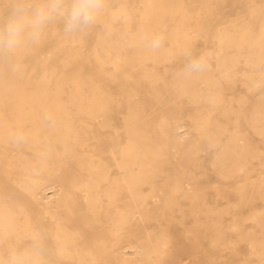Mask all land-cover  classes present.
<instances>
[{"label":"bare ground","instance_id":"bare-ground-1","mask_svg":"<svg viewBox=\"0 0 264 264\" xmlns=\"http://www.w3.org/2000/svg\"><path fill=\"white\" fill-rule=\"evenodd\" d=\"M185 1L173 0L171 10L165 7L161 0H141L143 10L140 14L142 22L139 32L118 43L108 40L109 36L103 31L93 40L94 48L81 58L75 57L76 54L72 51L64 53V48L69 49L74 42L80 46H87L92 42V36L80 33L67 38L57 29V25H54L48 30L46 38L40 45L19 54V72L10 74L0 66V264H8L7 257L11 249L28 246L30 236L35 234L33 224L39 223L32 214V210L38 206L55 220L51 237L44 235L47 239V252L40 264H54L47 255L53 245L56 251L68 260L85 261V255L91 257L92 252L89 249L80 247L76 235L78 231L66 222H59L60 215L52 208L54 203L67 205V200L63 198L66 187L82 190L85 210L93 213L100 228H105L107 234L111 235L115 227L123 228L136 212L129 207L125 208L126 206L116 211L111 209L115 194L124 193V197L129 196L132 205L134 201L132 196L138 195L139 187L144 181L142 178L146 175H156L162 170L163 161L168 159L167 144H170L178 154L184 151V146L176 141L177 134L171 135L172 125H169L162 115L164 99L172 93L167 85H174L176 94L188 96L187 98L192 101L209 102L214 106L222 103L218 90L219 80L211 68L188 77L178 76L177 71L171 78L169 77L170 81L166 80L165 74L159 75L156 69L144 65L147 61L156 63L169 61L189 50L190 34L183 30L181 23H178L173 32L168 33L167 38L171 40L169 47L162 46L158 50H152L147 47L146 42L141 41V37H144L145 41H150L156 36L152 32L154 25L150 22L151 18L180 14L181 22H184L187 18L186 12H193V9L190 11L191 9L187 10L184 7L187 3ZM105 3L106 12L98 20L101 22L106 15L114 16L121 12V7L115 10L108 1ZM256 10H260L264 17V7H256ZM198 13L199 11H194V14ZM2 17L3 15L0 19ZM259 24L254 34L251 33L253 32L251 27H244L243 30L231 34L228 32L230 27L224 25L218 27L217 32L212 34L217 39V44L215 42L214 44L218 45L214 52L217 55L218 76L230 81L236 76V70L229 65L236 62V59L226 57L224 47L227 45H236L238 53L245 56V62L248 64L264 61V18ZM234 27L238 28V25L234 24ZM59 37H63L64 42L61 41L57 45L56 39ZM54 47L56 49L50 50V54L44 52L46 48ZM180 62L185 63V59L181 57ZM108 63L116 66L111 72L106 68ZM247 78L254 84H259L264 80V72L255 70L250 72ZM116 79L119 88L112 91L111 82ZM195 79L199 81L195 83ZM197 84L202 86L196 90ZM140 95L142 98H137ZM147 95L150 98H147ZM153 97L156 99V108L149 113L146 107L151 105ZM252 110V117L256 122L260 121L259 125L264 129V99L257 101ZM114 111L123 114L124 130L121 134L112 122ZM231 111L228 107L223 114L229 117ZM45 112L53 115L54 127L50 128L43 122ZM156 117L163 119L161 122L155 121ZM209 124V118L204 115L195 122L205 140L221 142L222 151L219 157L229 160V165L220 167L221 171L225 173L245 171L248 169L246 164L249 161L246 163L239 161L259 157L251 149L245 148L244 151L240 135L230 134L223 137L222 132L218 134L211 130ZM253 124L256 125L255 122ZM106 127H111L114 135L109 136L105 131ZM163 127L168 129L163 130ZM157 128L161 130L158 131ZM17 130L24 131L30 138L29 143L21 148L14 147L10 142L11 134ZM261 134L264 133L261 131ZM104 135H108L106 146L103 145ZM161 137L170 139V143L163 141ZM43 138H47L48 150L45 158L39 160L37 157ZM106 153L111 154L112 164L106 161ZM112 166L117 167V172H113ZM47 182L52 183L45 186ZM171 188L174 190L181 187L178 185L174 188L171 185ZM48 192L51 194L48 195ZM100 192H103L106 199L102 198ZM24 196L29 197L28 203L23 202ZM165 242L164 236H157L148 230L139 241H129L112 247L111 251L117 255H109L108 258L111 261L126 262L128 257L135 253L157 251ZM260 253L262 259L264 249Z\"/></svg>","mask_w":264,"mask_h":264},{"label":"rangeland","instance_id":"rangeland-1","mask_svg":"<svg viewBox=\"0 0 264 264\" xmlns=\"http://www.w3.org/2000/svg\"><path fill=\"white\" fill-rule=\"evenodd\" d=\"M105 1H108L115 10L121 7V12L114 16L106 15L103 22L98 21L94 27L82 32L92 36V42L87 46H80L74 42L69 49L64 48V53L72 51L77 58L85 56L89 50L94 48L93 40L103 31L109 36L108 40L118 43L128 40L129 36L139 32L142 22L140 14L143 10L141 0ZM172 1L161 0L164 6L171 10L173 9ZM186 1L184 7L187 10L191 9L190 11L193 9V12H186L187 18L184 22H181L180 14L151 18L150 22H153L154 25L152 32L156 36H163V46L169 47L171 40L167 38V35L181 23L183 30L190 34L191 38L189 39V50L186 53H203L206 55V61L211 63L208 68L216 73L215 77L219 80L218 90L223 100L221 105L214 106L209 102L189 100L188 96L176 94L175 86L168 84L167 87L172 93H169L170 95L165 99L163 98L164 112L162 115L164 120L172 125L171 135L177 134L176 141L182 147L184 146V151L178 154L170 144H167L166 148L169 154L167 153L168 159L163 161L162 170H159L156 175H146L142 178L144 181L139 187L138 195L132 196L134 199L132 205L129 196L124 197V193L115 194V201L111 204V209L116 211L126 206L125 208L129 207L136 212L131 215L123 228L115 227L111 235L107 234L105 228H100L93 213L85 210L82 190L67 186L63 195V198L67 200V205L54 203L52 208L54 211H58L59 222H66L72 226L71 228L78 231L76 235L80 247L85 250L89 249L92 254L91 257L85 255V261L68 260L63 258L53 245L49 248L47 255L51 257L54 264H264V257L260 259V252L264 249V243H262L264 242V202H262L264 201V163H262L264 162L262 161L264 160V134H261V131L264 133V129L260 127V121L256 122L252 117L253 105L264 99L262 97L264 96V80L259 84H254L247 78V75L255 70L264 72V61L248 64L245 62V56L238 53L236 45H227L224 47L226 57L236 59L233 64L229 63L236 70L234 79L236 81L218 76L216 72L217 55L214 53L218 49V45H216L217 39L212 36L217 32L216 29L223 25L230 27L228 32L231 34L243 30L244 27H251L252 34L257 32L259 23L264 17L260 10H256V7H264V2H262L264 0ZM5 9L6 0H0V17L4 14ZM171 10L169 13L172 12ZM196 10L199 11L198 14H194ZM234 24L238 25V28H235ZM57 29L62 31L59 25H57ZM56 40L57 45L61 41L64 42L63 37ZM125 47L129 48V46ZM54 49L56 48H46L44 52L50 54V50ZM186 53L171 58L169 61L157 63L147 61L144 65L156 69L155 71L159 75L165 74L166 80L171 81L173 73L182 68L184 63L181 64L180 58L185 59ZM115 67L112 63L106 64V68L110 72ZM198 81L195 79L194 82ZM111 83L113 86L111 90L117 91L119 88L117 79ZM200 86L202 84H197L196 90ZM137 98L140 99L142 96ZM147 98L150 96L147 95ZM244 102L246 104H243ZM155 103L156 99L153 97L152 103L146 107V111L152 113L156 108ZM228 107L232 111L229 117H226L223 113ZM183 109L187 112L185 113ZM122 115V112L114 111V121L112 120L120 134L124 130ZM202 115L209 118L211 130L218 134L222 132L223 137L230 134L240 135L244 151L245 148L251 149L252 152L259 155L257 158L249 157L239 161L245 163L249 161L246 164L247 170L234 173H225L220 170V167L229 165V160L219 157L222 151L221 142H211L200 135V130L196 127L195 122ZM163 118L156 117L155 121L161 122ZM167 129L163 127V130ZM157 130L161 129L157 128ZM105 131L109 136L114 135L111 127H106ZM186 131L188 132L186 133ZM108 135L103 136L104 146L108 142ZM166 139V137L162 138L163 141L170 143V139H167L168 141ZM105 158L108 163L112 164L110 153H106ZM112 170L114 173L117 172V167L112 166ZM51 183L47 182L45 186ZM171 185L174 188L180 185L181 188L173 190ZM47 190L49 191V189ZM47 194L50 195L51 192ZM100 194L103 199H106L103 192ZM60 196H62L61 193ZM24 197L23 202L28 203L29 197ZM126 201L127 204H130H128L129 206ZM34 209L32 214L35 219L39 220V223L36 225L32 223L33 231L35 233L39 231L43 235L51 237L54 232L55 220L40 206ZM148 230L153 231L157 236H164L166 238L165 246L162 245L157 251L151 253H135L129 256L126 262L111 261L108 258L109 255H117L111 251L112 247H118L129 241H139Z\"/></svg>","mask_w":264,"mask_h":264},{"label":"clouds","instance_id":"clouds-1","mask_svg":"<svg viewBox=\"0 0 264 264\" xmlns=\"http://www.w3.org/2000/svg\"><path fill=\"white\" fill-rule=\"evenodd\" d=\"M106 12L105 0H6V9L0 19V66L10 74L20 70L19 54L40 45L48 30L59 25L67 38H72L94 27ZM152 50L160 49L164 44L163 36H155L145 41ZM208 64L203 53H186L185 63L178 71V76L188 77L207 70ZM43 122L48 127L55 126V119L49 112L43 115ZM29 135L17 130L11 134L10 142L21 148L29 143ZM48 141L43 138L38 159L47 155ZM47 252V239L37 231L27 247L13 248L8 253V264H40Z\"/></svg>","mask_w":264,"mask_h":264}]
</instances>
